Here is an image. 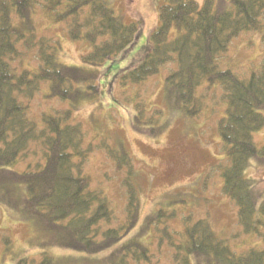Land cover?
I'll list each match as a JSON object with an SVG mask.
<instances>
[{
	"label": "trees",
	"instance_id": "obj_1",
	"mask_svg": "<svg viewBox=\"0 0 264 264\" xmlns=\"http://www.w3.org/2000/svg\"><path fill=\"white\" fill-rule=\"evenodd\" d=\"M36 6L50 22L64 24L70 40L90 44L81 66L61 64L59 42L37 33ZM263 12L264 0H203L201 5L195 0H167L158 6L159 25L151 34V48L136 68L120 78L125 87L141 84L161 68L174 67L164 79V92L171 111L186 117L199 115L197 91L203 84L206 89L221 88L226 108L217 132L227 162L220 167L221 191L234 204L237 222L247 234H260L264 227V190L246 177L252 161L264 160V145L257 146L253 139L264 129V50L259 68L247 79L219 69L217 61L242 33L260 32L264 45ZM139 25L123 22L106 0H0V204L50 238L49 245L75 254L56 258L43 250L35 264L151 262V248L142 241L145 233H130L137 224L139 199L127 151L103 147L116 169L125 172L126 191L124 224L107 227L113 220L108 201L102 192L90 189L84 175L93 147H84L82 125L73 120L81 104L98 97V73L88 68L100 66L132 44ZM21 48L35 51V67L19 64ZM43 87L49 99L70 105L42 115L39 126L30 119L29 105ZM144 111L135 104L133 129L156 134L161 126L154 117L144 118ZM154 114L159 112L149 116ZM32 146L40 147L42 162L27 163L19 170ZM173 213L159 210L149 221L156 226L158 247L165 241L177 264H264V234L263 247L237 255L206 220L192 225L187 220L180 244L167 225Z\"/></svg>",
	"mask_w": 264,
	"mask_h": 264
},
{
	"label": "rangeland",
	"instance_id": "obj_2",
	"mask_svg": "<svg viewBox=\"0 0 264 264\" xmlns=\"http://www.w3.org/2000/svg\"><path fill=\"white\" fill-rule=\"evenodd\" d=\"M114 14L125 23H139L136 38L116 56L100 66L88 68L98 73V97L81 104L73 113V120L82 125L84 147L90 145L92 153L84 164L91 190L105 195L113 220L107 227H120L125 222L126 191L123 187L125 172L118 171L106 157L103 147H123L135 171V189L139 199L137 224L131 235L142 230L144 244L150 246L152 259L147 264H177L174 250L163 241L158 247V234L153 221L159 210L172 214L168 228L174 240L179 239L187 220H206L213 232L224 239L236 253L244 254L263 247L264 227L260 234H247L237 222L236 208L221 191L220 167L226 165L217 132L226 100L220 87L202 85L197 91L202 107L197 117L173 113L164 92V79L174 68L165 66L141 84L123 86L120 78L136 68L151 48V34L159 25L158 6L167 0H106ZM199 5L203 0H195ZM33 21L39 35L52 37L60 44L58 60L66 66H81V56L92 49L86 41L70 40L64 24L50 22L41 6H36ZM264 28V12L261 19ZM22 49V48H21ZM23 50V49H22ZM264 45L260 32L242 33L231 42L228 51L218 59L219 69H228L241 79H247L259 68ZM35 51H24L19 64L35 67ZM43 87L30 101V119L40 126L44 114L61 112L70 105L47 97ZM135 104L145 109L144 118H153L161 126L156 134L139 133L133 129ZM157 110L159 114H152ZM155 124V125H156ZM151 128L150 125L145 126ZM257 146L264 145V129L254 134ZM39 146H32L27 163L42 162ZM207 175V180L205 176ZM246 177L255 180L264 190V160H255L246 171ZM206 180V181H205ZM154 218V217H153ZM106 227V226H105ZM50 238L22 219L18 213L0 204V264H35L40 253L59 258L75 255L73 252L49 245Z\"/></svg>",
	"mask_w": 264,
	"mask_h": 264
}]
</instances>
